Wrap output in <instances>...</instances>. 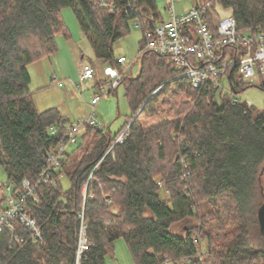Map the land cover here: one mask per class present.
Here are the masks:
<instances>
[{"label":"trees","instance_id":"1","mask_svg":"<svg viewBox=\"0 0 264 264\" xmlns=\"http://www.w3.org/2000/svg\"><path fill=\"white\" fill-rule=\"evenodd\" d=\"M195 2L208 3L205 15L215 36L217 7L235 19L237 32L264 35V0ZM64 8L73 11L104 65L115 64L113 46L131 22L143 34L139 52L144 33L163 22L155 0H0V166L14 189L24 179L37 181L71 125L56 109L35 108L27 71L56 51L57 36L67 35ZM138 60V73L118 85L131 110L123 128L112 135L82 127L76 148L52 173L54 183H38L36 201H26L41 242L32 245L20 225L4 230L0 264H74L81 211L90 242L87 264H105L118 239L135 264H264L256 215L264 203V108L231 103L209 86L193 89L165 56L146 51ZM227 82L234 94L251 87L236 68ZM126 127L123 142L107 152ZM63 175L67 191L60 186ZM253 230L261 245L253 243Z\"/></svg>","mask_w":264,"mask_h":264},{"label":"built area","instance_id":"2","mask_svg":"<svg viewBox=\"0 0 264 264\" xmlns=\"http://www.w3.org/2000/svg\"><path fill=\"white\" fill-rule=\"evenodd\" d=\"M167 1L169 19L144 33V47L137 59L146 51L165 56L176 69L182 71L180 77L185 78L193 89L209 86L217 93L229 95L231 103H238L239 100L227 82L229 70L236 68V75L244 81L251 82L256 79L264 84L263 34L239 33L235 19L232 16H225L220 19L212 18L211 25L216 33L215 36L205 15L206 8L209 7L208 3L200 7L192 6L182 14H175L173 4L178 0ZM208 10L210 11L209 8ZM136 26L139 28L138 25ZM125 62L124 57H119L115 64L105 67L104 73L109 83L108 91L115 89L122 77L129 75L127 72L132 63ZM93 74L94 69L91 66L83 65L80 81L92 79ZM223 80L228 84L227 91L222 87ZM99 100V96L93 97L90 112L85 119L73 122L69 126L66 141L46 156V165L42 168L36 182L24 179L20 182V189H14L9 184L6 186L9 197L6 199V206L0 212V233L4 230L13 231L17 225H20L29 232V241L32 245L41 242V231L36 220L25 210L26 201L28 199L36 201L35 188L38 183H54L52 173L57 170L60 161L68 152L67 146L76 143L84 125L102 127L94 115ZM127 129L128 127L117 136L107 152H110L114 145L123 142ZM78 219L74 264H87L90 242L86 234L87 221L83 211L79 213ZM15 240L24 242L22 238H15ZM191 260L181 259L179 263H189Z\"/></svg>","mask_w":264,"mask_h":264},{"label":"rangeland","instance_id":"3","mask_svg":"<svg viewBox=\"0 0 264 264\" xmlns=\"http://www.w3.org/2000/svg\"><path fill=\"white\" fill-rule=\"evenodd\" d=\"M200 0H178L174 2L175 14H182ZM157 11L162 21L169 19L168 1L155 0ZM217 14L220 18L227 15V12L217 7ZM61 20L67 31V35L56 37V51L27 66L30 77V92L35 108L39 112L48 109H56L66 123L82 121L90 112V103L93 97L99 96L100 100L95 107L94 115L105 131L112 135L123 128L131 114L130 107L124 97L122 85L106 93L109 83L104 73L107 65L96 60L92 47L80 31L78 22L70 8H64L60 12ZM143 39L142 31L137 28L136 23H130L128 33L120 38L113 46V57L116 59L123 56L126 64L132 63L127 74L135 76L139 71L140 42ZM83 65H89L94 69L93 78L87 81H80V71ZM251 87L238 93L236 97L240 102L258 109L264 108V89L258 87L259 82L253 79ZM99 84L101 86H99ZM222 87L228 90V84L223 80ZM106 93V94H104ZM76 146L68 145L67 151L74 150ZM62 191L70 187L69 179L63 175L60 179ZM7 178L0 166V206H6V199L9 197L6 191ZM180 226L175 230L179 231ZM254 244L261 245L262 237L252 231ZM105 264H135L130 256L123 239H118L113 245L112 254L105 258ZM163 264H175L172 261Z\"/></svg>","mask_w":264,"mask_h":264},{"label":"water","instance_id":"4","mask_svg":"<svg viewBox=\"0 0 264 264\" xmlns=\"http://www.w3.org/2000/svg\"><path fill=\"white\" fill-rule=\"evenodd\" d=\"M257 221L260 228V232L264 238V203L257 209Z\"/></svg>","mask_w":264,"mask_h":264},{"label":"crops","instance_id":"5","mask_svg":"<svg viewBox=\"0 0 264 264\" xmlns=\"http://www.w3.org/2000/svg\"><path fill=\"white\" fill-rule=\"evenodd\" d=\"M119 57H123V56H119ZM119 57H118V58H119ZM121 69H122V68H121Z\"/></svg>","mask_w":264,"mask_h":264}]
</instances>
